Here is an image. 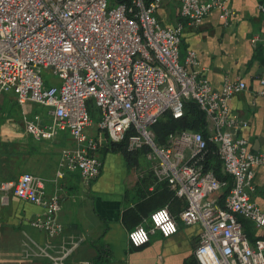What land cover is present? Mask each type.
Masks as SVG:
<instances>
[{"label": "built area", "instance_id": "built-area-1", "mask_svg": "<svg viewBox=\"0 0 264 264\" xmlns=\"http://www.w3.org/2000/svg\"><path fill=\"white\" fill-rule=\"evenodd\" d=\"M109 1L0 0V93L14 91L20 105L46 108L44 117L24 114L26 131L35 140L52 141L69 132L71 144L61 152L58 177L78 171L87 186L96 180L103 166L100 135L109 143L126 142L128 152L147 149L156 184L188 201L180 214L184 225L202 227L195 251L199 264H264V211L251 198L264 153L253 152L240 136L248 123L229 107L247 84L226 80L215 90L190 70L197 64L195 52L181 63L184 25H161L156 13L164 0H112L113 8ZM175 1L182 17L197 25L215 10L225 23L235 15L230 0ZM259 10L264 14V3ZM252 43L264 47V34ZM49 68L60 77L59 86H45L42 71ZM93 100L101 113L98 124L88 110ZM190 101L206 114L208 135L184 130L158 143L153 127L167 113L182 119ZM211 144L230 181L207 167ZM8 191L44 208L32 223L35 228L53 240L63 235L61 197L48 194L44 178L24 173L0 183V200ZM241 218L261 230L254 243ZM149 220L151 228L139 225L130 232L133 247L148 244L156 231L167 238L179 231L168 207Z\"/></svg>", "mask_w": 264, "mask_h": 264}, {"label": "crops", "instance_id": "crops-1", "mask_svg": "<svg viewBox=\"0 0 264 264\" xmlns=\"http://www.w3.org/2000/svg\"><path fill=\"white\" fill-rule=\"evenodd\" d=\"M262 3L264 0H230L235 15L228 23L215 10L201 24H193L182 17L180 2L175 0H164L156 13L163 26L184 25L181 63L189 52H195L197 64L190 70L199 78H207L215 90H221L226 80L247 84L245 91L232 97L229 107L248 123L240 136L249 141L255 153H264V95L260 94L264 90V54L252 43L256 35L264 34V14L259 10ZM3 138L0 183L17 181L24 173L44 178L48 194L61 197L58 218L65 231L57 239L49 238L32 225L43 216L42 206L20 199L12 191L2 192L0 264H199L195 251L202 227L184 225L180 214L188 201L177 198L167 185L156 184L147 149L128 157L112 150L106 137L100 135L101 174L87 186L78 171L57 176L61 152L71 144L69 139L55 155L52 144L58 138L52 144L40 145L27 133L24 123L8 125ZM254 184L252 201L264 211V169L256 170ZM164 207L177 218L179 231L168 238L156 231L148 244L133 247L130 232L139 225L151 228L150 215ZM240 220L252 243L261 237L253 222Z\"/></svg>", "mask_w": 264, "mask_h": 264}, {"label": "rangeland", "instance_id": "rangeland-1", "mask_svg": "<svg viewBox=\"0 0 264 264\" xmlns=\"http://www.w3.org/2000/svg\"><path fill=\"white\" fill-rule=\"evenodd\" d=\"M116 4L112 2V0L109 1V8L115 7ZM183 63V62H182ZM43 80L45 82L46 87L50 86H59L61 84V79L58 75L54 73V71L49 69H43L42 71ZM88 110L89 114L91 116V119L95 124H98L100 122V109L96 105V102L93 100L89 102L88 104ZM47 110L41 105L37 104H31L27 106H22L18 103L16 94L14 91L4 92L0 93V155L3 147L5 146L3 143V131H6L8 125L10 124H17L22 126L24 123V117L26 114L27 117H30L32 119L36 118V115H40L42 117L46 116ZM169 113L165 114L163 116V121L169 120ZM69 132H63L58 137L56 144H52L51 141H37L40 145L42 143H47L54 145L53 147V153L57 155V152L59 149H61L64 146H67L69 144L66 139H70ZM36 141V140H35ZM55 148V149H54Z\"/></svg>", "mask_w": 264, "mask_h": 264}, {"label": "trees", "instance_id": "trees-1", "mask_svg": "<svg viewBox=\"0 0 264 264\" xmlns=\"http://www.w3.org/2000/svg\"><path fill=\"white\" fill-rule=\"evenodd\" d=\"M259 47L258 49H260L264 54V49ZM169 116L170 117L168 121H163L162 117L161 120L153 127V131L156 135V141L158 143L164 144L171 134L184 130L202 132L206 136L208 135V123L206 120V114L194 101H190L186 104L185 116L182 119H174L171 114H169ZM108 144L112 150L120 151L128 157H132L135 154L132 152H128L126 142H123L121 144ZM210 150L211 151L207 159V167L212 168L220 179L230 181L229 176H227L225 173L223 174V166L220 158L218 157L216 145L211 144ZM227 192L228 191H226L223 197L227 194Z\"/></svg>", "mask_w": 264, "mask_h": 264}]
</instances>
